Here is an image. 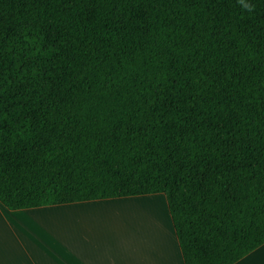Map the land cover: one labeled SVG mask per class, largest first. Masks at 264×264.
<instances>
[{
	"label": "trees",
	"instance_id": "16d2710c",
	"mask_svg": "<svg viewBox=\"0 0 264 264\" xmlns=\"http://www.w3.org/2000/svg\"><path fill=\"white\" fill-rule=\"evenodd\" d=\"M157 194L183 264L264 244V0H0V205Z\"/></svg>",
	"mask_w": 264,
	"mask_h": 264
},
{
	"label": "crops",
	"instance_id": "0c3cea01",
	"mask_svg": "<svg viewBox=\"0 0 264 264\" xmlns=\"http://www.w3.org/2000/svg\"><path fill=\"white\" fill-rule=\"evenodd\" d=\"M91 202H98L96 205L105 204L99 201L88 203ZM84 203L73 204L81 206ZM46 208L9 211L0 205V264H183L179 247L176 251L173 241L170 242L166 233H162L155 219L152 221L150 217H136V224L141 229L146 225L149 230L129 238L120 230L119 236L109 237L113 225L121 227L117 215L102 219L99 226L107 230V235L95 234L90 237L92 241L79 231L87 223L76 219L70 224L73 233L57 239L56 223L45 216ZM76 209L80 208L76 206ZM39 241L43 244L41 247ZM28 243H31V248ZM55 243H60L62 248L56 249ZM65 243L75 248L66 249ZM99 246L102 248L97 249ZM235 264H264V244Z\"/></svg>",
	"mask_w": 264,
	"mask_h": 264
},
{
	"label": "rangeland",
	"instance_id": "374dc122",
	"mask_svg": "<svg viewBox=\"0 0 264 264\" xmlns=\"http://www.w3.org/2000/svg\"><path fill=\"white\" fill-rule=\"evenodd\" d=\"M99 202L105 204L96 205L95 203L98 202H85L81 206L77 204H68L62 206L47 207L46 209L48 210L45 216H48L51 220L54 221V223H56L57 239H62L65 235H70L73 233V229L70 228V224L76 219L84 221L85 224L87 223V225L82 227V229H80L79 231H81L82 234L85 235V238L90 239V241H92L93 239L90 237L95 236V234L106 236L107 230L100 228L99 222H101L102 219L106 220L110 217H115L116 215L121 220V227L119 228L113 225L111 227L109 237H117L122 232V234H125V236L129 238V236H133V234L144 233L149 230V227H146V225H144L142 228L144 231H142L139 224H136L135 222L136 217L139 218L143 216L146 219L149 217L152 218V221H154L155 219L157 223L161 226L162 233H166L168 239L170 240V242L173 241L176 251H178V245L170 221L166 199L164 195L157 194L135 196ZM76 206H78L81 210L76 209ZM63 222H66L67 225H65ZM39 245V247L43 245L41 241H39ZM31 246V243H28V247L31 248ZM54 247L56 249H59L62 248V245H60V243H55ZM65 247L66 249H69L70 247H72L73 249L75 248L74 245L68 243H65ZM81 248L83 247L81 246ZM101 248V246L97 247V249ZM83 250L85 249L83 248Z\"/></svg>",
	"mask_w": 264,
	"mask_h": 264
}]
</instances>
